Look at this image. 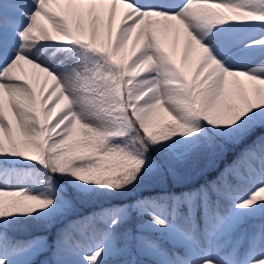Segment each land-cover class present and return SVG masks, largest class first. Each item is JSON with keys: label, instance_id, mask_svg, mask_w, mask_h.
I'll use <instances>...</instances> for the list:
<instances>
[{"label": "snow or ice", "instance_id": "snow-or-ice-1", "mask_svg": "<svg viewBox=\"0 0 264 264\" xmlns=\"http://www.w3.org/2000/svg\"><path fill=\"white\" fill-rule=\"evenodd\" d=\"M257 128L264 0H0V264H33L46 244L11 230L74 199L129 196ZM133 212L177 251L133 241L123 231ZM73 223L54 264H141L134 251L148 264H264V135L215 180Z\"/></svg>", "mask_w": 264, "mask_h": 264}, {"label": "trees", "instance_id": "trees-1", "mask_svg": "<svg viewBox=\"0 0 264 264\" xmlns=\"http://www.w3.org/2000/svg\"><path fill=\"white\" fill-rule=\"evenodd\" d=\"M264 135V128H257L252 136L240 143H232L226 141H218V145L223 147H215L200 151L185 161H174L173 171L184 173L186 176L185 180L180 184H176L172 181V172L165 173L164 175H154L149 178V181L145 184L160 178V183L164 186L160 188H152V191L144 187L137 189L135 193L129 196H115L106 198H93V199H82L84 204L80 205L84 208L83 212H77L72 206L71 208L64 209L56 217L49 220H37L30 221L27 224L19 226L17 229L11 230L10 235L18 239H35L44 238L46 244L43 247V252L33 257V264H54L52 262L51 249L55 246L56 238L58 234L65 228L72 225L75 227L73 222L79 221L82 217L89 216V214L99 213L101 209L112 206H119L123 203L131 204L135 199L140 198V195L150 197L156 192L170 191L180 192V189H192L200 186L208 181L215 180L216 177L222 172L228 165L232 164L233 161L242 153L257 137ZM213 161V166L208 167L209 161ZM39 167V165H37ZM230 183L239 184L241 189L248 187L247 182H238L235 176L229 178ZM144 184V185H145ZM138 192L141 193L138 195ZM77 203V199L73 202ZM261 222L260 218L250 220ZM158 228L159 226H155ZM123 231H132L134 233L144 232L147 237L151 240L158 241L163 244L169 251H177L172 245L166 242V237L159 231H156L144 218L133 212L132 217L129 219L127 224L124 225ZM85 239H83L84 241ZM134 252L131 259H134ZM134 260L140 261L141 264H148L151 260L150 257L135 258Z\"/></svg>", "mask_w": 264, "mask_h": 264}, {"label": "rangeland", "instance_id": "rangeland-1", "mask_svg": "<svg viewBox=\"0 0 264 264\" xmlns=\"http://www.w3.org/2000/svg\"><path fill=\"white\" fill-rule=\"evenodd\" d=\"M121 12H122V10H121ZM119 18H120V15L117 17V20H118V22H119ZM173 40L170 38V39H168L167 41H166V46H167V48H168V50L169 51H171L172 50V48H173ZM181 55H182V46H181V52L180 53H178V55H177V59L179 60L180 59V57H181ZM47 61L49 62V63H52V64H58L59 63V58L57 57V58H53V57H48L47 58ZM42 82V81H41ZM240 172H241V174L242 175H246V169H241L240 170ZM186 175L184 174V173H179V172H176V171H173V176H172V181L174 182V183H176V184H180L182 181H184L185 180V177ZM160 181V178H158V179H156V180H154V181H151V182H149V183H147V184H145V185H143L142 187H144L145 186V188L146 189H152V188H159V187H163V184L162 183H160L159 182ZM239 181V180H238ZM239 182H243V181H239ZM187 190H189V189H186V190H183V189H180L179 191L181 192V191H187ZM179 193V192H178ZM138 195H139V192H138ZM144 198H146V197H144ZM83 205L84 204V202L82 201V199H77V203H76V200H75V202H73L72 203V207L77 211V212H83L84 211V208L83 207H81L80 205ZM122 205H127V204H122ZM91 216V215H90ZM258 224H260V222H258V221H253V222H251V223H249L248 225H245V227H248L249 225H258ZM130 235H131V237L133 238V241H134V238L135 237H137V236H144V237H146L147 236V234H142V233H135V234H133L132 232L131 233H129ZM92 241L89 239V242H88V245L91 243ZM87 245V246H88ZM52 261H54L55 260V256H54V252H55V246L52 248ZM43 252V248L40 250V251H38L33 257H35L37 254H39V253H42ZM137 254V253H136ZM137 256H139V257H142V256H144V255H142V254H137ZM32 257V258H33ZM150 258H152V257H150ZM153 259V258H152Z\"/></svg>", "mask_w": 264, "mask_h": 264}, {"label": "bare ground", "instance_id": "bare-ground-1", "mask_svg": "<svg viewBox=\"0 0 264 264\" xmlns=\"http://www.w3.org/2000/svg\"><path fill=\"white\" fill-rule=\"evenodd\" d=\"M120 15V13H118V16ZM50 58L51 56H50V54H45L42 58L44 59V60H46L47 61V58Z\"/></svg>", "mask_w": 264, "mask_h": 264}]
</instances>
